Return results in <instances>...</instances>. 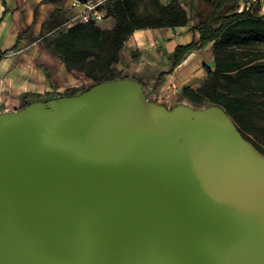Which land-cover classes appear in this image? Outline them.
Segmentation results:
<instances>
[{
	"label": "water",
	"instance_id": "95a60500",
	"mask_svg": "<svg viewBox=\"0 0 264 264\" xmlns=\"http://www.w3.org/2000/svg\"><path fill=\"white\" fill-rule=\"evenodd\" d=\"M74 99L0 115V264H264V156L223 109Z\"/></svg>",
	"mask_w": 264,
	"mask_h": 264
},
{
	"label": "trees",
	"instance_id": "16d2710c",
	"mask_svg": "<svg viewBox=\"0 0 264 264\" xmlns=\"http://www.w3.org/2000/svg\"><path fill=\"white\" fill-rule=\"evenodd\" d=\"M77 1L83 5L91 0ZM103 1L100 6L115 20L112 30H101L93 20L79 23L72 16L63 19L64 13L57 10L41 25L42 46L61 60L69 74H81L93 82L113 80V66L134 31L191 26L190 31L198 38L175 47L169 56L172 69L188 54L207 47L213 69L204 68L203 84L195 90L183 87L181 96L196 106L206 102L218 106L236 122L255 104L264 108V15L251 13L248 8L240 11L241 0H168L165 5L146 0L152 10L145 15L136 12L140 0ZM187 9L193 15L192 24ZM162 76L155 87L162 84ZM34 96L26 94L23 99Z\"/></svg>",
	"mask_w": 264,
	"mask_h": 264
},
{
	"label": "crops",
	"instance_id": "0c3cea01",
	"mask_svg": "<svg viewBox=\"0 0 264 264\" xmlns=\"http://www.w3.org/2000/svg\"><path fill=\"white\" fill-rule=\"evenodd\" d=\"M52 1L0 0V106L15 105L13 109H16L11 113L21 112L31 102L33 97L23 99L26 94L64 92L82 83L63 68L59 58L44 49L39 33L41 25L50 20L54 11L64 13L61 15L63 19L72 16L77 22L83 9L75 6V0ZM159 2L165 5L168 0ZM243 8L264 15V0H241L240 11ZM96 12L101 18L95 20L89 14L88 20H93L101 30H112L115 20L107 15V10L97 6ZM190 27L134 31L124 42L118 63L114 65L116 70L127 72L122 74L121 80L138 85L146 100L156 93L158 96H155V100L161 99L160 92L165 90V86L178 88L179 96L184 99L181 96L184 87L181 78L188 75L202 51L188 54L175 69H172L169 56L176 46L197 40V33L191 32ZM15 45L16 48L12 49ZM151 72L155 74L151 75ZM160 74H163L162 84L157 88ZM88 81L84 79V83Z\"/></svg>",
	"mask_w": 264,
	"mask_h": 264
},
{
	"label": "rangeland",
	"instance_id": "374dc122",
	"mask_svg": "<svg viewBox=\"0 0 264 264\" xmlns=\"http://www.w3.org/2000/svg\"><path fill=\"white\" fill-rule=\"evenodd\" d=\"M151 12L152 8L148 4L146 0H140L138 2V5L136 7V12L140 15H145V13ZM189 17L193 23V15L189 12ZM208 49V48H206ZM205 51L201 50L202 52L197 55V60L194 62L192 67L190 68V72L188 75H185L183 78H181V84L185 87H190L191 89H197L199 88L203 82L206 79V74L204 71V68L206 69H213V57L211 54L210 49ZM264 61V60H263ZM130 64V62H129ZM128 64V65H129ZM127 65V66H128ZM125 66L124 68H127ZM114 68V66H113ZM114 76L115 78L110 81H100V82H93L90 79L87 83H84L85 77L81 74H74L73 76L81 81L82 83L79 84L78 87L73 88H67L64 92L63 90H60L59 92L52 91L51 93H45L41 95H35L33 98L30 99V103L25 105L22 110L30 108L35 109L31 110L30 113L37 111L39 108L47 107L49 105H54L56 102H58L61 99H67L71 97H81L86 92L91 90L93 86L98 84H103L111 81H119L122 78V74H126L127 72H124L123 70H116L114 68ZM155 73L151 72V75H154ZM186 76H188L186 78ZM84 77V78H82ZM165 90L160 92L159 99L160 103L164 105L166 108H169L171 112H175L174 108L180 107L182 108L181 111L184 113H189L194 115V113L199 111H209L211 109L217 108V106L210 104V103H204L203 105H193L186 99H182L178 94V88H170L168 86H165ZM71 89V90H70ZM73 90V91H72ZM155 96H158V93L153 94L149 97L150 100L154 101ZM177 102V103H176ZM258 103V102H257ZM15 105L9 106H0V115L1 114H11L12 111H15L13 109ZM21 110V111H22ZM19 113V112H18ZM229 119L236 129V131L239 133L240 137L249 143L259 154L264 156V108L260 106V104H255L251 111L248 114L242 115L238 118V121H234L230 116Z\"/></svg>",
	"mask_w": 264,
	"mask_h": 264
},
{
	"label": "built area",
	"instance_id": "2783aa9c",
	"mask_svg": "<svg viewBox=\"0 0 264 264\" xmlns=\"http://www.w3.org/2000/svg\"><path fill=\"white\" fill-rule=\"evenodd\" d=\"M104 3L103 0H91L87 4H80L77 0L74 1V4L76 7H82L83 12L79 14V17L77 18V22L79 23H87L89 14L91 17H93L95 20H99L101 17L96 12V7L100 6ZM76 20V19H75Z\"/></svg>",
	"mask_w": 264,
	"mask_h": 264
},
{
	"label": "flooded vegetation",
	"instance_id": "af4514ba",
	"mask_svg": "<svg viewBox=\"0 0 264 264\" xmlns=\"http://www.w3.org/2000/svg\"><path fill=\"white\" fill-rule=\"evenodd\" d=\"M85 94H86V93H85ZM72 98L74 99V97L67 98V99H61V100H65V101H61L60 104L68 103V102H70V100H73ZM74 100H75V99H74ZM60 104H59V105H60ZM35 113H37V112H35ZM35 113H33V114H35ZM28 114H30V113H28ZM24 115H27V114H23V115L21 114L20 116H22V118H23Z\"/></svg>",
	"mask_w": 264,
	"mask_h": 264
}]
</instances>
